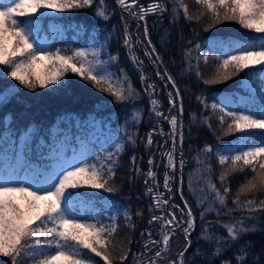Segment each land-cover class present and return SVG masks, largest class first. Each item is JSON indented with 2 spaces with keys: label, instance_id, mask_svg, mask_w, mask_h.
Listing matches in <instances>:
<instances>
[{
  "label": "snow or ice",
  "instance_id": "1",
  "mask_svg": "<svg viewBox=\"0 0 264 264\" xmlns=\"http://www.w3.org/2000/svg\"><path fill=\"white\" fill-rule=\"evenodd\" d=\"M193 3L203 10L198 13L191 11L187 0H150L147 5L140 4L138 0H116L124 22L123 45L140 74L143 92L149 97V114L156 119V125L146 133V139H140H144L145 148L151 151L154 135L165 137L164 144L158 145L163 149L160 151L162 161L166 158L163 164L164 191L160 190L157 171L153 170L158 167L155 165V153L148 158L147 171L136 163L135 155L130 157L132 175L128 179L131 181L142 174L146 194L152 201L147 207L150 213L147 224L150 227L140 232V239L136 241H143L144 251L132 253L130 233L137 227L134 216L142 218L145 210L137 208L133 212L130 205L116 207L111 200L106 201L101 210L93 200L85 197L88 189L107 193L120 190L119 186L112 184L117 170L123 167L122 155L129 146L134 148L137 144L138 134L129 128L137 127L142 121L143 112L135 103L141 98V91L135 87L128 73L118 68L119 53L109 51V41L113 38L111 32L99 40V34L91 35L87 47L67 44L54 50L53 40L40 35V18L49 15V10L65 13L93 8L94 16L103 21H109L114 10L108 8L107 0H0V66H4L2 71L7 77L25 89L35 91L50 85H63L67 74L74 73L89 81L98 91L107 93L114 103L131 105L126 109L128 115L120 126L122 134L109 133L99 152L82 145L79 152L73 150L72 156L68 157L65 154V137L50 146L52 163L46 166H35L28 159L30 141L36 130L27 127L20 134V143L16 147L11 114L0 118V257L8 258L10 264H97L96 257H100L104 264H126L130 255L132 264H196L197 258L211 264L236 246L232 259H222L221 264H232L233 259L235 264H248L249 257L252 264H262L260 254L250 251L252 241L243 244L239 241L249 234L264 232V219L257 215L264 213V35L249 38L247 42L215 38L205 42L188 40L189 46L182 50L186 63L181 69L182 75L195 73L197 80H203L207 85L223 83L249 69L242 83L252 93L248 99L223 97L219 103L215 100L209 103L204 92L195 96L200 110L192 113L189 135L191 126L211 129L214 115L220 129V134L213 130L216 140L236 133L240 135L230 144L205 143L195 149L196 155L192 160L196 167L188 174V188L200 208L201 232L198 239L208 243L211 252L205 253L198 247L189 257L185 255L192 245L196 216L182 190L186 164L183 148L184 96L167 68L160 71L163 58L151 39L146 18L149 15L160 17L154 22L155 26L166 14L172 24L181 18L188 23H200L207 14L205 31L225 21H235L242 29L264 34V0H193ZM21 17L25 19H19ZM131 20L137 24L135 33L130 29ZM68 27L73 28L77 37L81 32L90 35L83 25ZM48 30L53 37L63 36L65 32L64 26L58 24H49ZM193 34L198 37L195 29ZM183 39L181 37V41ZM169 40L170 33L165 29L160 37L161 46ZM136 45L143 46L145 57L156 69L155 76L164 82L169 105L167 113L161 110L157 85L149 82L151 76L145 71L144 60L135 54ZM205 47L210 51L205 52ZM210 60L215 62L213 75L204 79L200 66L201 63L207 66ZM257 65L261 66L258 76L254 70ZM256 79L261 81V85L252 88ZM257 92L258 100L255 98ZM15 95V87L0 92V106L7 104ZM238 104L244 105V109L237 110ZM161 121L168 123L167 133L160 125ZM250 130H261L262 138L256 139ZM43 146L41 143L38 147ZM213 157L220 168L218 176L214 175ZM237 173L243 175L244 182L233 194L230 181ZM177 179L180 183L177 191L183 207L172 203V185ZM237 212L241 215H235ZM209 216L215 219H208ZM222 217L228 219L225 221ZM120 218H123V228L128 233L123 237H120ZM153 226L159 227L156 233L159 239L153 238ZM216 227H223L227 235H219ZM173 238L182 245L175 258L170 243ZM117 249L120 254L114 256L113 251Z\"/></svg>",
  "mask_w": 264,
  "mask_h": 264
},
{
  "label": "trees",
  "instance_id": "2",
  "mask_svg": "<svg viewBox=\"0 0 264 264\" xmlns=\"http://www.w3.org/2000/svg\"><path fill=\"white\" fill-rule=\"evenodd\" d=\"M139 3L147 5L150 0H138ZM107 5L110 10H114L109 21H103L94 16L93 8L80 9L78 13L71 15L62 14H50L40 18L42 31L40 34H48L53 36L48 30L49 24L63 25L65 32L63 36L54 37L53 50L55 47H64L67 44H71L73 47H87L88 41L91 39V35H98V40L102 39L104 35L109 32L113 34V38L109 41V51L113 54L119 53L118 68H123L128 75L131 77L135 87L141 91V98L135 103L139 108H142L143 116L142 121L137 127H130L129 131L136 132L138 134L137 144L133 148L129 146V150L126 151L121 157V164L125 167V170L118 169L117 171L124 172L122 180L117 183L120 190L113 193L107 192H94L87 191L88 195L86 199H91L95 202V206L101 210L105 207V202L111 200L114 202L116 207L121 205H130L133 212L137 208L144 209L143 217H135L136 230L130 235L132 236L133 243L130 246L132 253L143 252L142 247L143 241L136 243L140 239V232L145 231L150 226L147 224L150 219V213L147 211V207L152 203L149 195L146 194V187L144 184L145 177L141 174L135 176L131 181L128 179L132 173L130 157L135 155L137 157L136 163L144 170L147 171L149 165L147 163L149 156L155 153L154 158H158V154L152 146L151 151L147 150L144 146V139H146V133L150 131L153 125H156L154 116H150V104L149 97L143 92V85L140 82V74L133 63L128 58L126 53L127 48L123 45V21L121 20L122 10L114 2V0H107ZM171 4H169V9ZM126 16V14H124ZM21 20L24 17L19 18ZM149 25V32L153 43L157 46L163 58V66L160 71L163 72L166 67L176 79L178 86L180 87L184 96V134L185 140L183 144L184 157L186 164L183 169L184 184H183V195L188 200L189 204L193 208V212L196 216V229L191 234L192 245L188 252L185 254L186 258L189 257L196 248H201L205 253L211 252V246L202 239H198L201 232V222L199 219L200 208L196 205L195 198L191 195L188 188V174L196 167L192 158L196 155L195 149L202 147L205 143L213 145H226L232 143L240 134L236 133L229 136H222L220 140H216L213 135V130L220 134V129L217 126L216 116L214 115L211 120L212 128L209 129L207 126L196 127L191 126V134L189 135L190 121L192 113L200 110V105L195 100V96L200 92H204L208 96V102L219 103L220 98H223L224 93L231 94L235 99L241 98L244 95L248 99L252 96L249 88L243 86L242 78L249 72V69H245L240 75L232 77L231 81L226 84H204L203 80H197L195 73L192 74H181V69L185 68L186 63L183 61V49L188 47V40H199L205 42L210 39H222V40H242L247 42L249 38H256L260 35L259 33H253L247 29H237L235 21H229L230 27L225 28H211L208 31L204 30V21L197 23L192 21L188 23L182 18L172 24L169 15H165L162 22L154 25V22L160 20V17L155 15H149L147 18ZM72 25H83L84 28L90 35H85L83 32L77 37L73 28L68 26ZM167 29L170 33L169 42L161 46L160 37L164 30ZM193 29L198 32V37L193 34ZM183 37V41H181ZM205 52H209L210 49L205 47ZM219 54V53H217ZM140 59L144 60L145 71L151 76V82H155L158 87V97L161 101L167 103V89L163 86L158 77L155 76V67L151 65L150 61L145 57L144 54L139 56ZM209 64L213 65L215 62L210 60ZM211 67L205 66L201 63L200 69L203 73L204 79H209L206 74V69ZM3 68V67H2ZM261 66H254V70L259 75ZM116 70V69H114ZM261 81L256 79L252 84V88H259ZM7 87L2 83L0 77V92L5 90ZM93 91L84 90L80 85L74 87L69 98L59 100L56 103H43V101L37 100L36 98L30 97L29 95L16 91V95L10 98L9 102L5 105L0 106V118H3L6 114H11L13 119V128L15 129L16 135L13 137L15 146H19V136L27 127H32L36 131L34 133L32 141H30V150L28 153L29 161L35 166H46L50 165V146L57 140H63L65 137L66 144L68 145V151L72 149L76 150V147L81 144L82 140H86L90 149H95L96 152L100 151L101 144L104 143L105 137L111 133L113 135L122 134L120 126L124 123L125 117L128 115L126 109H130L131 105L116 104L113 102L111 96L106 94H93ZM75 95H78L82 99H86V103L83 101L74 100ZM255 98L259 99V93H256ZM55 102V101H54ZM244 105L238 104V109H242ZM207 114V113H206ZM218 115V114H217ZM256 139L262 138L260 133L261 130H250ZM155 136V135H154ZM157 138V137H156ZM155 138V139H156ZM43 143V147H38ZM191 146V147H190ZM2 147V146H0ZM95 155V152L93 153ZM142 158V159H141ZM212 165L215 169V176L219 175L220 168L217 166L216 158H212ZM163 168V166H161ZM179 176V173H177ZM250 175V174H249ZM195 179V178H194ZM239 181H243V175L237 173L235 178L231 179V188L233 194H235L236 184ZM173 200L172 203L179 204L183 207V202L180 198V193L177 189L180 187L179 180L173 182ZM77 191V190H71ZM82 193L84 189H80ZM243 198V197H242ZM229 203H231V196L229 197ZM235 215L239 216L241 213L237 212ZM247 215V213H244ZM262 219H264V213H257ZM208 219H215L214 216H209ZM222 220H227L228 217H222ZM118 223L121 226L120 236H124L127 233V229L123 228V218H120ZM155 239H159L158 233L159 227H152ZM215 231L222 236H226L227 233L223 227H216ZM147 237H145L146 239ZM179 239H183L182 236ZM245 241H252V248L250 249L252 254H260L262 264H264V232H256L244 236L239 243L243 244ZM172 244L173 258L175 253L178 252L182 245L177 243L176 238L170 241ZM236 246H234L235 249ZM230 249L224 253V256L215 259L211 264H221L222 259H232L233 250ZM96 259V258H95ZM97 261V260H96ZM0 264H3L0 260ZM126 264H132L131 255L129 256ZM196 264H209V261L197 258ZM232 264H235L233 259ZM248 264H252V259L249 257Z\"/></svg>",
  "mask_w": 264,
  "mask_h": 264
},
{
  "label": "rangeland",
  "instance_id": "3",
  "mask_svg": "<svg viewBox=\"0 0 264 264\" xmlns=\"http://www.w3.org/2000/svg\"><path fill=\"white\" fill-rule=\"evenodd\" d=\"M114 2L116 3V0H114ZM187 2L189 3V7H190V10L191 11H194V12H199L203 9H201L200 6L198 5H195L193 3V0H187ZM120 8V7H119ZM80 9H74V10H71V11H68V12H65V13H55V12H51L49 10V15L50 14H62V15H71V14H76L78 13ZM204 21V24L206 25L208 20H207V14L205 15L204 19L202 20ZM229 21H225L223 23H220V24H217L214 28L215 29H219V28H225V27H230L229 25ZM237 29H241V27L236 24L235 26ZM136 28H137V24H136V21L135 20H131L130 21V29L133 33L136 32ZM213 29V28H212ZM141 36H142V28H141ZM49 38V37H48ZM50 39V38H49ZM51 40V39H50ZM126 53H128V50H126ZM135 54L139 57L141 54H144V50H143V46L142 45H136L135 46ZM128 58H129V53H128ZM130 60V59H129ZM130 62L132 63V61L130 60ZM215 64V63H214ZM214 64L211 65L208 63L209 66L211 67H208L206 69V74L208 75L207 77L210 79L213 75V70H214ZM2 67L4 66H0V77L2 78V83L8 88V87H15L16 91H20L22 93H25L27 95H29L30 97H33V98H36L37 100H40V101H43V103H56L58 102L59 100H64L66 98H69L68 96L70 95V93L72 92V90L74 89L75 86L77 85H80L84 90H87V91H93L94 93L93 94H106L104 92H100L98 91L96 88H94L92 86V84L89 82V81H85V80H82L78 75L74 74V73H68L66 78H65V83L63 85H50L49 88H46V89H41V88H37L35 89V91H32V90H29V89H25L22 85H20L17 81L11 79L10 77H7L6 74L3 73L2 71ZM240 75V74H238ZM159 78V77H158ZM234 78V76H233ZM232 79V78H231ZM228 80V81H225L223 83H217V84H226L228 82L231 81ZM160 80V79H159ZM161 81V80H160ZM161 83L163 84L164 86V82L161 81ZM165 87V86H164ZM170 87V86H169ZM158 88V87H157ZM166 97H167V94H166ZM223 97H232L233 99H235L231 94H228V93H224L223 94ZM159 98V97H158ZM241 98H246L244 95L241 96ZM74 100L76 101H83L84 103H86V99H82L80 98L78 95H75V98ZM55 101V102H54ZM162 102V108L161 110L164 111L165 113H167L168 111V100H167V103L166 102ZM237 107V110L238 109V105L236 106ZM142 110V108H140ZM244 107L240 110H243ZM155 119V117H154ZM156 121V119H155ZM217 121V119H216ZM156 123V122H155ZM160 125L163 127V130L164 132H168L169 131V125L166 121H161L160 122ZM157 137V138H156ZM156 138V139H155ZM154 139V144L152 146H154V149L156 150L157 154H158V158H154L155 159V165H157L158 167H154L153 170L157 171V179L160 181V184H161V188L160 190L161 191H164L163 189V173L165 171L164 167L162 168L161 166H163L164 163H166V158H163V161H162V157L160 156V151H162L163 149H160L158 148V145H163L164 144V140H165V137H162V136H159V135H155L153 137ZM170 141H169V146H170ZM84 145L86 149L89 148L88 144H87V141L83 140L81 142V144L79 145V147L76 149L77 152H79L81 150V146ZM68 148L67 144H66V149ZM68 157H71L72 154H73V150L72 152H67L65 153ZM52 163V161H51ZM219 168V166H217ZM121 169L125 170V167H122ZM124 172L122 171H117V175L115 177V180L112 184V186H116L117 183L119 181L122 180V176H123ZM175 182V181H174ZM244 182V178H243V181H239L237 182L236 184V189L238 187V185L240 183H243ZM174 185V183H173ZM172 185V187H173ZM235 189V190H236ZM71 191V189H70ZM86 191H94V192H104L103 190H97V189H88ZM160 214V213H159ZM120 237H123V236H120ZM120 237H117V239H119ZM87 251V250H85ZM120 253H119V250H115L113 251V255L114 256H118ZM0 260L3 264H10V261L8 260V258H5V257H0ZM96 260H97V264H104L103 260L100 258V257H96Z\"/></svg>",
  "mask_w": 264,
  "mask_h": 264
}]
</instances>
